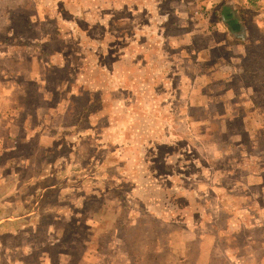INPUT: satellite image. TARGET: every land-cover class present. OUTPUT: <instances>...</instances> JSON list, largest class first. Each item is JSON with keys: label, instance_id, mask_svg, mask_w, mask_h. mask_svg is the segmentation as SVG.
Wrapping results in <instances>:
<instances>
[{"label": "rangeland", "instance_id": "rangeland-1", "mask_svg": "<svg viewBox=\"0 0 264 264\" xmlns=\"http://www.w3.org/2000/svg\"><path fill=\"white\" fill-rule=\"evenodd\" d=\"M206 7L208 0H0V81L6 80V87L24 85L27 114L36 105L55 109L65 98L68 104L59 107L66 118L59 121L62 111L53 113L47 127H57L68 142H58V151L43 156L49 167L45 162L36 181H13L9 202H0V218L10 213L11 226L2 220L10 230L0 232L6 246L0 249V264H16L21 241L52 261L57 252L79 259L89 237L107 241L109 235L99 231L116 223L123 248L131 251V196L148 200L149 209L184 211L191 223L194 211L204 217L205 211L220 210L224 191L217 184L225 177L218 178L221 169L216 171V163L224 166L217 160L218 148L229 141L228 132L242 135L257 124L212 118L199 104L203 93L193 86V46L179 39L192 32L194 21L216 18L217 6L215 13ZM252 33L258 39L249 45L255 55L249 64L258 63L254 71L264 70V35L254 26ZM250 80L263 87L264 72ZM258 96L264 101V89ZM70 145L72 167L58 174L62 161L48 160L64 156ZM21 176L28 175L22 170ZM27 182L35 189L54 186L36 190L33 205ZM33 208L28 218L11 214ZM118 212L121 224L115 221ZM148 220L155 230L154 219ZM18 223L25 233H18Z\"/></svg>", "mask_w": 264, "mask_h": 264}, {"label": "crops", "instance_id": "crops-1", "mask_svg": "<svg viewBox=\"0 0 264 264\" xmlns=\"http://www.w3.org/2000/svg\"><path fill=\"white\" fill-rule=\"evenodd\" d=\"M216 1L208 0L206 7L214 12L217 6V11L214 12L216 18L196 23L194 21L192 32L183 34L179 39L186 42L185 45L192 43L193 46L192 54L196 63L193 86L202 91L203 99L199 104L206 106L203 108L213 115L212 118L218 116L216 118L219 120L228 121L239 118L240 121H254L257 124L255 128L252 125L254 130L248 129L242 135L228 132L226 138L229 141L218 148L221 152L217 160L223 161L224 166L216 163V171L221 169L218 178L225 177L220 180L217 178V187L224 191L221 197L218 196L221 200L220 210L216 214L205 211L204 217L194 211L193 215H189L195 218L191 223L184 220L188 216L184 211L178 212L167 207L149 209L148 205L151 203L148 200L138 201V198L131 196L130 201L135 205L127 213L129 217L135 218L134 221L130 220L131 225L128 226L131 251L123 248V240L118 237L121 225L117 226L116 223L99 231V234L109 235L107 241H100L98 236L95 243L96 240L89 237L82 245L81 256L76 260L71 259L69 254L57 252L56 260L52 261L42 256L43 252H36L41 249L34 244L25 247L26 242L21 241V246L18 247L19 258L14 261L16 264H264V133L261 131V124L264 123V101L260 103L257 98L259 90L264 89V86L257 84L255 87L250 80L258 78L264 70L254 71L258 63L249 64L255 58L249 45L258 39L250 31L253 32L254 26L258 35H264V0H220L219 4L214 3ZM243 9L247 11L243 12ZM246 13L257 16L247 18ZM212 28L213 31H206ZM260 56L264 57V51ZM5 82L6 80L4 83L0 81V186L4 187L0 189L2 204H7L10 200L8 198L10 188L14 187L13 181L20 183L28 178L31 182L36 181L46 162L43 156L58 151L61 146L60 144L58 147V142H68L62 137L66 135L57 127H50L47 131L51 124L49 117L62 111L59 107L68 105L67 98L54 105L56 112L51 106L42 109L41 105H36L27 114V106L22 104L26 95V91H22L24 85L19 81L6 87ZM227 114L229 119H226ZM67 115L62 111L57 118L61 121V117L65 119ZM54 157L48 161H62L63 165L58 164L55 169L60 174L70 170L75 155L70 145V150L64 156L56 159ZM46 163L48 166L49 163ZM22 170L27 177L21 176ZM31 182L25 183V186L32 187ZM53 186L45 184L38 189L32 187L33 205L38 203L36 190H48ZM57 189L55 195L60 196L61 200L62 190ZM14 199L15 197L12 200ZM83 202L85 203L82 200L81 203ZM1 206L0 210L3 209ZM33 211L34 208L11 214L16 218H28ZM3 214L0 218L2 233L9 231L11 227L7 221L10 213ZM120 214L118 212L115 215V221L119 224L122 223ZM209 216L211 220H204ZM152 218L155 230L148 220ZM2 220L9 226L7 229L2 225ZM81 220L88 225L89 221H85V217L81 216ZM22 225H18L19 234L25 233ZM205 225L210 226L206 228ZM4 246L1 242L0 249H4ZM58 246L55 244V248ZM94 253L97 254V260H93ZM3 255L1 252L0 258Z\"/></svg>", "mask_w": 264, "mask_h": 264}, {"label": "trees", "instance_id": "trees-1", "mask_svg": "<svg viewBox=\"0 0 264 264\" xmlns=\"http://www.w3.org/2000/svg\"><path fill=\"white\" fill-rule=\"evenodd\" d=\"M90 102L92 103V101H90ZM90 102L88 101V105H87V107L90 106V104H91ZM93 102H94V101H93ZM87 107L85 106V109H88V108H89V107H88V108H87Z\"/></svg>", "mask_w": 264, "mask_h": 264}]
</instances>
